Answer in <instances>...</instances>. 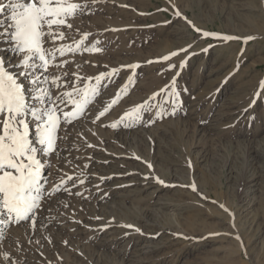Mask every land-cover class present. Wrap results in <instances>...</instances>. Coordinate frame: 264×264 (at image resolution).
Listing matches in <instances>:
<instances>
[{
  "label": "rangeland",
  "instance_id": "obj_1",
  "mask_svg": "<svg viewBox=\"0 0 264 264\" xmlns=\"http://www.w3.org/2000/svg\"><path fill=\"white\" fill-rule=\"evenodd\" d=\"M71 2L84 8L71 29L60 26L66 39L45 36L43 47H76L88 35L78 51L53 56L47 78L60 81L47 84L51 95L120 71L80 117L65 123L57 113L55 150L37 159L44 173L54 167L59 190L1 242L0 264H263L264 0ZM2 44L10 41L0 38L5 52ZM93 45L101 50H84ZM166 86L178 103L158 95L139 120L111 126L160 89L171 96ZM84 172L96 176L97 191L79 188Z\"/></svg>",
  "mask_w": 264,
  "mask_h": 264
},
{
  "label": "snow or ice",
  "instance_id": "obj_2",
  "mask_svg": "<svg viewBox=\"0 0 264 264\" xmlns=\"http://www.w3.org/2000/svg\"><path fill=\"white\" fill-rule=\"evenodd\" d=\"M83 8L84 5L71 2V0H8V3L0 0V13L5 10L10 13L8 16L10 23L0 29V38L10 41L11 52L19 57L17 66L24 69L13 74L8 71L3 57H0V117H3L0 120V209L6 210L8 218L14 222L29 220L40 206V199L44 194L41 185L43 164L36 158L38 149L35 145L41 146L39 152L42 153H50L55 150L57 131L61 123L57 113H62L65 123H71L84 114L88 106L95 102L102 89L107 87L105 81H111L112 77L120 71L119 68L110 69L108 72L97 74L94 78L89 77L81 87L70 85L71 91L58 93L55 99L52 98L50 90L45 85L49 83L55 85L60 77H54L49 81L47 76L37 75L40 70L47 71L55 54L63 56L67 52H76L83 46L88 34H83L80 40L73 41L76 47L71 45H61L52 49L43 47L45 36L49 37L53 43L58 39H66V34L60 31V26L71 29L72 25L68 23V20L80 13ZM176 15L179 16L180 13L177 12ZM4 24L5 22L0 20V25ZM53 26H56L55 30ZM197 31L200 30L197 29ZM203 36L215 37L219 34L203 32ZM219 38L225 41L238 39L228 35ZM239 39L247 41L252 37ZM84 50L98 52L101 49L93 45L92 48ZM179 51L186 50L180 49ZM178 54V52H172L170 56ZM169 58L166 55L162 59L168 60ZM37 60L39 63L35 62ZM63 63L61 62L59 66L62 67ZM183 63L181 61V66ZM121 67L135 69L138 65ZM171 67L173 66L169 65V68ZM73 75L76 74L73 73ZM19 77L29 78V82L33 85L32 99L35 103H26L22 85L18 82ZM89 81L92 82L89 83ZM131 82L132 77H129L127 83ZM127 83L118 91L117 96L112 98L111 103L99 112L96 119L103 117L112 106L119 102L120 93L127 88ZM166 87L172 93L171 96L162 88L159 93H153L148 100L125 112L118 122L111 126L115 128L118 123L128 126L127 121L139 120L140 113L150 110L153 107L150 101H155L158 95L163 94L164 96L160 101L161 104L171 102L175 105L178 103L174 88ZM60 104L71 105L72 108L70 111H63L59 107ZM29 121H31V136H34V140L30 138ZM157 182L164 183L158 178ZM61 183L63 184V181ZM54 190L58 191L59 189ZM193 190H196L195 186H193ZM126 227L134 226L126 225ZM4 258H8L7 254H4Z\"/></svg>",
  "mask_w": 264,
  "mask_h": 264
},
{
  "label": "bare ground",
  "instance_id": "obj_3",
  "mask_svg": "<svg viewBox=\"0 0 264 264\" xmlns=\"http://www.w3.org/2000/svg\"><path fill=\"white\" fill-rule=\"evenodd\" d=\"M4 1V3H8V0H3ZM8 16V15H10V13L8 12V10H5L4 12H2V13H0V18L2 19L3 17H5V16ZM189 39V38H188ZM74 40V39H73ZM192 40V39H191ZM72 42V41H71ZM56 44V43H55ZM186 44V43H185ZM65 45V44H64ZM187 46V45H186ZM179 47H180V45H179ZM3 48V50H5V52H0V57H3V59H4V61H5V65H6V67H7V69H8V71H10L11 73H13V74H16V73H18V72H20V71H22V70H24V69H21L20 67H18L17 65H18V59H11V55H12V52H11V50H10V48H9V44H6V45H4L3 46V44H2V46H1V49ZM184 48V47H183ZM186 48V47H185ZM182 49V48H181ZM180 50V49H179ZM7 54V55H6ZM17 57V56H16ZM53 62H54V60H52ZM39 63V62H38ZM55 63V62H54ZM54 63H53V65H54ZM54 67V66H53ZM58 67V66H57ZM111 68V67H110ZM49 71V70H48ZM55 72L53 73V74H55L56 73V71L57 70H54ZM61 71V70H60ZM63 72V71H62ZM49 73V72H48ZM58 73V72H57ZM45 75V76H47L48 74H47V71L46 72H44L43 70H40V72H37V75ZM64 74H65V72H64ZM73 74V73H72ZM50 75V74H49ZM58 75V74H57ZM60 75V74H59ZM63 75V74H62ZM67 75H68V73H67ZM72 76V75H71ZM54 77V76H53ZM59 77V76H58ZM73 77V76H72ZM78 79V78H77ZM70 80V79H69ZM83 80V79H82ZM58 81H60V80H58ZM71 81V80H70ZM76 81V80H75ZM84 81V80H83ZM18 82L22 85V91H23V93H24V97H25V101H26V103H29V104H31V103H35V101L32 99V88H33V85L29 82V78L28 77H19V80H18ZM63 82V81H62ZM73 82V81H72ZM82 82V81H81ZM83 83V82H82ZM89 83H91V82H89ZM81 84V83H80ZM47 88L49 87V86H47V85H45ZM79 87V86H78ZM59 90V89H58ZM57 90V91H58ZM61 90H63V89H61ZM106 90V89H105ZM108 90V89H107ZM53 91V90H52ZM66 91V90H65ZM54 92H56V91H54ZM54 92H52L53 94L51 95L52 96V98H55V97H57L56 95H58V93L55 95L54 94ZM59 92V91H58ZM116 92V91H115ZM50 93H51V91H50ZM62 93V92H61ZM53 95H55V97L53 96ZM104 99V98H103ZM102 99V100H103ZM111 99V98H110ZM101 103V102H100ZM65 105V104H64ZM63 105V106H64ZM99 105V104H98ZM63 106H62V104H60L59 105V107H60V109H62L63 108ZM90 106H92V108H93V103L92 104H90L89 106H88V108H90ZM97 106V105H96ZM101 107V106H100ZM87 108V109H88ZM91 110H93V109H91ZM90 110V111H91ZM70 111V110H69ZM102 111V110H101ZM89 112V111H88ZM91 114H92V112H90ZM89 113V114H90ZM97 114V113H96ZM86 115V114H85ZM94 117V116H93ZM83 118H85V117H83ZM86 122V121H85ZM29 125H30V138L31 139H33L34 140V136H31V121H29ZM86 143V142H85ZM86 145V144H85ZM36 147H37V149H38V152H37V157L38 158H41V157H43V153L42 152H39V148L41 147L40 145H35ZM82 147V146H81ZM36 157V158H37ZM40 160V159H39ZM92 160V159H91ZM42 162V161H41ZM46 165H43V168H42V170H44L46 167H45ZM41 170V171H42ZM55 169H54V167H51L50 168V170L47 172V173H44V172H41V185H42V190H43V195L41 196V199L42 198H45V197H47L48 195H52V192H54V191H56V190H54V189H59V185H60V183H58V185H56V174H55ZM89 172V171H88ZM91 172V171H90ZM86 172H84L81 176V180H83L84 178H85V183H81V185L79 186V188H86V189H88V190H92V191H97L98 190V188H96L97 186H96V184H94L93 183V181L94 180H92L91 178V176H95V175H92L91 173H88V174H85ZM96 173V172H95ZM98 173V172H97ZM124 173V172H123ZM71 174V173H70ZM101 175H102V173H101ZM71 176H72V174H71ZM141 176H143L144 177V175H141ZM63 177V176H62ZM96 177V176H95ZM254 177V176H253ZM78 178V177H77ZM105 178H107V176H105ZM140 178H142V177H140ZM145 178V177H144ZM143 178V179H144ZM96 179V178H95ZM58 180V179H57ZM64 180V179H63ZM76 180V179H75ZM145 180V179H144ZM147 180V179H146ZM152 180V179H151ZM151 180H149V181H147V183L148 184H150V183H152L153 182V180L151 181ZM250 181H251V178L249 179ZM248 180V181H249ZM62 181V180H61ZM77 182V181H76ZM80 182V181H79ZM83 182V181H82ZM260 182V181H259ZM99 183V182H98ZM252 184H255V183H253L252 182ZM99 185H100V183H99ZM103 185V184H102ZM142 185V184H141ZM151 185V184H150ZM255 187V186H254ZM74 190V189H73ZM91 192V191H90ZM60 193V192H59ZM97 193V192H96ZM90 194V193H89ZM53 196V195H52ZM102 196V195H101ZM50 197V196H49ZM100 198V197H99ZM40 199V200H41ZM42 202V201H41ZM43 214V213H42ZM51 215V214H50ZM54 215V214H53ZM43 216V215H42ZM56 216V215H55ZM58 216H59V214H58ZM57 216V217H58ZM46 217V216H45ZM54 217V216H53ZM48 218V217H47ZM50 218V217H49ZM56 220H58V219H56ZM61 220H62V218H61ZM0 221H3V223H0V244H1V242H4L5 241V239L7 238L8 239V236L9 235H11L13 232H14V226L17 224V222H14V220H12V219H9L8 218V216H7V213H6V210H2V209H0ZM52 221V220H51ZM57 222V221H56ZM50 223V222H49ZM55 223V222H54ZM53 223V224H54ZM60 223V222H59ZM99 224H101V222L99 223ZM96 225V224H95ZM94 227V226H93ZM102 227H103V225H102ZM91 228V227H90ZM96 228V227H95ZM107 228V227H106ZM171 232V231H170ZM117 236V235H116ZM141 236V235H140ZM186 236V235H185ZM202 235H200V237H201ZM204 236V235H203ZM10 238V237H9ZM191 238V237H190ZM120 239V238H119ZM197 239V238H196ZM112 240V239H111ZM102 245V244H101ZM104 245V244H103ZM1 246V245H0ZM217 247V246H216ZM119 249V248H118ZM120 250V249H119ZM214 250H217V249H215V247H214ZM142 252V251H141ZM149 252V251H148ZM117 253V252H116ZM170 263V262H169ZM171 264V263H170ZM264 264V263H263Z\"/></svg>",
  "mask_w": 264,
  "mask_h": 264
}]
</instances>
